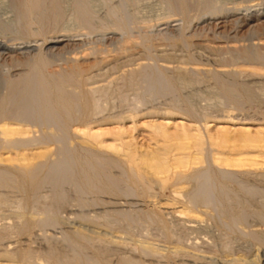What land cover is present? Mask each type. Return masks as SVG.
<instances>
[{
	"label": "bare ground",
	"instance_id": "1",
	"mask_svg": "<svg viewBox=\"0 0 264 264\" xmlns=\"http://www.w3.org/2000/svg\"><path fill=\"white\" fill-rule=\"evenodd\" d=\"M173 1L177 10L175 15L182 17V22L171 25V21L176 22L179 19L172 18L174 15L167 16L164 21L165 28L160 34L163 39L174 44V47L195 49L196 53L188 52V60L178 61L182 64V69L191 76L213 79L222 90L231 95L234 91L249 89L241 80L242 76L249 74V77L264 78V38L261 37L264 32L260 31L264 30V0H239L231 7L216 0H204L202 3L198 2V5L196 1L194 5L197 6V11L194 14L193 2ZM64 2L6 0L3 6L8 8L2 7L5 9L4 14L0 11V190L13 187L23 194V198L17 203V213H13L17 220L15 222L18 223L15 231L19 236L29 238V235L38 230L36 227L41 226L43 220L48 221L46 215L45 219L38 218L35 212L27 210L30 203L37 199L42 184L56 185L60 180L58 178L72 175L73 171L84 192L93 195L105 193L113 197L135 195L143 199L142 202L148 201L149 207L140 214L160 224L163 233L169 231L165 216L183 220L184 224L192 228L199 227L203 221L202 207H208L210 202L216 203V200L224 204L229 194L228 188L221 184L220 177L223 175L227 177L231 172L264 174L263 121H235L227 113V116L223 114V120H214L217 124H211L208 119L199 125L188 123L185 119L177 124L173 122V112L162 110L164 113L160 114L163 121H158L157 118L144 122L150 130L148 136L152 142L140 145L138 137L128 129L133 131L137 127V117L142 116L141 114L132 115L131 112V115L129 113L124 117L115 114L116 116L112 115V121L102 119V111L98 113L99 106L93 96L97 87L92 86L91 77L85 75L79 61L93 57L96 61L92 66L94 68L100 63L101 54L116 50L112 49L114 45L112 48L109 46L112 40L109 43L104 38L107 31L111 29L123 34L127 32L120 23L104 27L93 22L94 18L85 0H72L71 3L67 1L80 25L76 29L62 28L59 24L67 8ZM226 13L238 16L235 20L242 25L239 24V28L235 32L234 28L229 35L222 32L220 26ZM243 28H247V31ZM98 34L104 39L95 40L91 37L86 40V36L79 38L80 40L71 39ZM118 45L120 52V49H126L125 46ZM203 52L216 58L205 57ZM165 57L168 60L163 68L168 69L169 64L176 62V57L167 53ZM57 61L68 64L69 67L56 73L47 72ZM143 64L138 73L143 72L142 76L146 68ZM153 75V80L157 83L162 79L171 83L172 76L167 77L164 72L159 71ZM231 100L237 101L233 97ZM151 111L149 110L150 113ZM155 113L159 114L156 111ZM98 114L101 119L96 118ZM128 121L132 122L129 127L126 126ZM220 121L243 125L240 128L220 126ZM113 123L116 125L109 128ZM171 124H175L176 129L181 131L178 136L183 143L176 145L172 142L173 139L170 140L172 133L168 131V127ZM251 124L258 127L253 129ZM214 125L218 126L217 129L221 131L218 134L222 137H226L230 130L239 131L241 146H246L247 149L243 152L234 149L220 150L223 146L215 142L218 136L210 133V127ZM66 157L69 164L63 162ZM113 169L119 170V173H113ZM191 183V186H184ZM166 190L170 191L166 201L156 202L159 192ZM96 201L98 202L97 199ZM85 218L80 221L66 219L73 224L71 233L80 239H98L109 247L136 250L141 256L166 257L175 252L187 251V248L176 245L162 247L146 239L133 241L132 234V237L129 236L131 240L125 237L126 234L124 236L103 223ZM258 218L264 221V214H260ZM240 219L239 221L235 218L234 225L236 222H241V225L246 223L245 217ZM58 221H61L59 217L53 218L52 225H57ZM249 232L253 240L258 239L254 229ZM5 245L0 246L3 248L0 250V264H32L28 261L27 252L10 250L13 249L12 242ZM259 252L257 249L247 257L229 256L222 257L219 261L222 264H260ZM191 254L200 262L206 258L213 259L204 253L202 255L191 251ZM140 263L143 262L140 260Z\"/></svg>",
	"mask_w": 264,
	"mask_h": 264
},
{
	"label": "rangeland",
	"instance_id": "2",
	"mask_svg": "<svg viewBox=\"0 0 264 264\" xmlns=\"http://www.w3.org/2000/svg\"><path fill=\"white\" fill-rule=\"evenodd\" d=\"M64 1L67 8L64 13L65 16L59 26L62 28L70 27L76 29V27H79L80 21L74 16L72 7H69L71 5L68 2L70 1L71 3L72 0ZM85 1L90 7L92 18H94L93 22L95 21L96 24L99 23L104 27L111 26L114 23H120L127 32L123 34V32L113 31L111 29L107 31L104 38H107V42H112V46H109L112 48L114 45L115 48L113 47L112 49L116 50L109 51L107 54H101L99 56L100 63L94 68L92 66L96 61L93 57L85 60L81 59V61H79L80 66L84 69L85 75L87 74L86 76L91 77L90 81L92 86L97 87L93 96L96 99V104L99 106L98 113L102 111V119L105 118L107 121H110L114 118L112 115L115 114L123 117L129 115V113L131 115V112H133L132 115L141 114L142 116L138 115L137 117V127L133 131L128 129L138 137L140 145H142V143L143 145H148L152 142L149 138L150 133H148L150 130L144 125V122L157 118L158 121H163L160 113H164L166 110L173 112V122L177 124H179L178 122H180V120L184 119L188 123H195L197 125L200 123L203 124L206 119H208L211 124H217L214 120H223L224 115L226 114L227 116V113H229L235 121L242 122L249 120V122L258 121V123L263 121L261 123L264 124L263 77H249V74L242 76L241 80L248 85L249 89H247V91L242 89L234 91L232 96L229 92L222 90L221 86L215 83L213 79L199 75L197 77L191 76L184 68H181L182 64L178 61L188 60V52L191 51V54L196 53L194 52L195 49H186L181 46H176V48L173 46L174 44L163 39V35L160 34V31L165 28L164 21H166L167 16L174 15L172 18L179 19L176 22L171 21V25H179L182 22V17L175 15L177 10L173 0ZM189 1L191 3L193 2L192 5L195 10L192 14H194V12L197 11L196 5L199 4L198 2L202 3L204 0ZM216 1L223 5L229 4L228 7H231L234 5V2H238L239 0ZM5 2L6 0H0V11L2 13H5V9L8 8L7 6L6 8L3 6ZM195 2L197 3L196 5H194ZM2 7L5 9L3 10ZM1 12L0 14H2ZM226 14L227 15L222 18V24L224 23V26H222V24L220 26L222 32L228 33L227 35H229V33H233L234 28V32L239 28L240 22L237 23V20H235L238 16H232L229 13ZM232 23L236 25L234 26ZM59 26L58 28H60ZM243 29L247 31V28ZM260 31L262 33L264 32L263 29ZM94 36H76L71 39L80 40L84 37L86 40H90L91 37L92 39L95 38V40L104 39L100 34ZM261 37L264 38L263 35ZM123 40H125L124 43ZM142 40L144 41L143 44ZM118 44L122 45V47L125 46L126 49H124L126 52L123 51L124 49H120V52ZM166 53L167 55L170 54L176 57V62L172 61L174 63L169 64L168 69L163 68L167 65L166 61L168 59L165 57ZM203 54L210 59L216 58L214 55L210 56L204 52ZM143 63L146 66L144 70L145 76H142L143 72L138 74L139 71H141L139 69ZM68 67V64L57 61L47 69V72L56 73ZM159 71L164 72L167 77L168 75L172 76L171 83H167L164 79L159 83L153 80L154 75L152 76V74H157ZM232 97L237 101L231 100ZM149 110H152V113H150ZM155 111L159 114L156 115ZM153 113H155V115ZM149 114L152 115L149 116ZM101 115L98 114L96 118L98 117V119H101ZM220 122L222 123L218 122V125L227 127L233 126L240 128V126L243 125L223 123V121ZM113 124H110L109 128L116 125ZM126 124V126L129 127V125H132V122L130 123V121H128ZM250 126L253 129L258 127V125L254 124ZM217 128L218 126H211L210 133L218 136L215 142L224 147H220V150L229 151L230 149H234V151L238 150L243 152L247 149L246 146H241L239 131L230 130L226 137H222L218 134L221 131ZM168 131L172 133L170 138V140L173 139L172 142L174 141L175 144L182 142L181 138L179 139L178 136L181 131L176 129L175 124H171L168 127ZM230 146L232 148H230ZM63 162L69 164L68 158L66 157V160H63ZM118 171L117 169H113L112 172L118 174ZM220 178L222 187L228 188L229 195L226 201L227 203L224 202V204H220V202L216 200V203L213 201V203L210 202L208 204V207H202L204 210L202 214L203 221L199 227L192 228L184 224L183 220H177V218H172L170 215L165 216L169 225V235L167 232L163 233L164 230L160 224L140 214L142 210H146L147 206L149 207L148 201L147 205V202H142L143 199H139V197L135 195H129V197L114 195L113 197L105 193L93 195L84 192L77 178L74 177L73 171L72 175L67 174L64 177L58 178L60 180L56 185L53 183H46L43 186L42 184L38 193L39 195L36 197L37 199L30 203L27 210L35 212L38 218L45 219L46 215L48 221L43 220L41 226L36 227L38 230H35V233L29 235V238L26 236L22 237L15 231L18 223H16V216L14 217L13 213L18 210L17 203L23 198V194L21 195V192L15 190L16 188L12 187V190L11 188L4 187L0 190V239L2 240H0V243L4 245L2 244V246L0 244V246L4 247L6 246L5 244L8 245L12 242L13 249L10 248V250H23L27 252L28 261L32 264H139L140 260L143 262L140 264H222L221 261H219L222 257H247L251 254L250 252H254L257 249L260 251V264H264V221L258 218L260 214H264V174L260 172L258 175H256V173L231 172L229 176L226 177V175H223ZM189 185L191 186L192 183L188 185L185 184L184 186L186 187ZM244 186H247V188ZM166 191L159 192L156 202L166 201V198L170 194L169 190ZM138 207L140 210H138ZM224 211H226V213ZM126 214L130 217H134L131 219ZM84 216L100 224L103 223L111 230H116L124 236L126 234L125 237L127 238L133 236V241L134 239L138 241H145L146 239L153 243H157V245L160 244L162 247H165V245L171 247H174V245L181 246L184 247V249L187 248L186 250L189 252H175L166 257L141 256V253L136 250L133 251V249L125 247H109V245L106 246L104 241L102 242L98 239H91L92 241L80 239L71 233L73 224L71 225L67 220H71L72 218L71 221H80L85 218ZM231 216L233 219H230ZM55 217H59L61 221H58L57 225H52L53 218ZM241 217L246 218V223L241 225V222L235 221L236 224L234 225L233 220H235V218L239 220ZM62 218L67 220L64 221ZM229 219L232 220L233 223H231ZM148 220L150 222H148ZM138 225L140 227H138ZM252 229H254L256 233L255 236H258L256 237L258 239L253 240L249 232V230ZM132 238L130 239L132 240ZM2 249L3 248H0V250ZM191 251L202 255L204 253V255L212 257L213 259L206 258L207 260L204 259L205 261L201 260V262L197 259L196 261ZM153 258H155L156 261Z\"/></svg>",
	"mask_w": 264,
	"mask_h": 264
}]
</instances>
